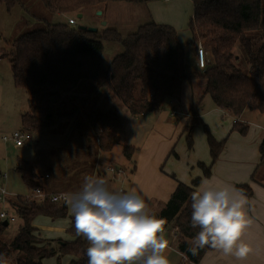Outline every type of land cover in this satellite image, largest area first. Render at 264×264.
Masks as SVG:
<instances>
[{
	"label": "trees",
	"instance_id": "obj_1",
	"mask_svg": "<svg viewBox=\"0 0 264 264\" xmlns=\"http://www.w3.org/2000/svg\"><path fill=\"white\" fill-rule=\"evenodd\" d=\"M51 13L63 14L58 22H46V27L23 33L12 39L9 49L3 48L0 57L9 59L13 82L27 97V109L21 114L22 128L31 132L43 131L59 121L79 117L88 100L66 110L72 100L66 97L76 91L82 81L92 83L91 95L99 92L110 100H119L134 114L157 112L165 102L180 94L185 82H203L202 96L187 109L189 119L184 127L187 145L193 148V134L202 125L207 136L211 162H198L202 176L192 183L179 182L166 203L152 211L167 223L165 229L176 226L177 248L188 259L198 263L211 247L198 255L188 250L192 237L199 230L192 228L191 194L198 190L201 180L210 177L212 167L222 153L227 138L218 140L204 123L199 103L209 95L216 107L232 110L241 117L246 109L264 115V0H191L193 15L188 22L192 33L190 44L203 48L212 56L199 72L184 68L185 44L179 40L176 28L168 23L151 19L133 31L122 34L116 27L89 30L87 26L70 24L89 7L99 8L106 2L147 3L153 0H41ZM10 10L15 0H0ZM64 16V17H65ZM77 19V18H76ZM104 41L115 42L123 50L111 61L103 57ZM244 54V55H243ZM248 67L243 70L242 65ZM68 100V103H67ZM78 115V116H77ZM84 115V114H83ZM85 118L93 129L98 153H108L120 144L123 137V119L115 110H92ZM249 124L237 121L232 130L247 133ZM32 132V133H33ZM122 152L132 160L136 147L123 142ZM264 165V139L259 147ZM259 168V167H258ZM253 172L251 179L264 185L263 173ZM29 192L47 190L46 174L36 160L18 158L15 166ZM246 196L253 195L249 183L237 186ZM113 190V189H111ZM9 206L20 220L17 232L9 239L5 232L10 223L0 220V264H43L51 256L70 255L69 264H87V241L75 232L74 217L68 231L73 241L60 240L54 247L51 241L40 237L34 226L40 215L52 218L67 214L66 201L55 202L49 196L26 198L16 195Z\"/></svg>",
	"mask_w": 264,
	"mask_h": 264
},
{
	"label": "rangeland",
	"instance_id": "obj_2",
	"mask_svg": "<svg viewBox=\"0 0 264 264\" xmlns=\"http://www.w3.org/2000/svg\"><path fill=\"white\" fill-rule=\"evenodd\" d=\"M155 1L156 8L159 12L157 18H169L171 15L175 16L177 15L178 10L179 13L177 15V20L179 23L183 24H178L180 35L181 32L185 35L190 33L188 22L191 17V12H193V6L189 0V2L175 0L173 5L176 9L173 10H170L166 6V0ZM165 6L168 9H165ZM100 11L101 14H99ZM82 14L81 18L76 16L77 25L88 27L92 26L97 27L98 29H103L107 26L116 27L122 34L133 32L138 28V26L151 20L149 14L146 12L145 3L123 1L106 2L101 4L99 8L89 7L85 9ZM64 18L67 17L65 16L62 18L60 14L49 12L44 7L41 0H17L15 6H13L10 10L6 8L5 4L0 3V54L3 48H10L11 41L15 38V36H19L32 30L45 28L47 21L58 22ZM17 21H19V23H17ZM104 21H107L106 25H103ZM189 42L190 41H186L184 48V68L186 71L197 72L200 70L198 69L196 60V46L190 44ZM200 42L202 44L201 40ZM122 50L123 48L120 44L104 41L103 57L108 61H111L117 54L122 52ZM208 54L212 61L211 54ZM242 67L244 71L248 70L247 65H242ZM203 85L202 81H195L192 84H189L188 82L184 83L183 88L179 92L185 100L181 103V105H179V108L182 111L199 101L202 96ZM79 86L80 87L76 91L66 96L72 100V105L67 104L68 106L66 107V110L70 109V111L77 107L78 104L80 105L83 101L88 100V104H86L85 107L82 108V112L78 114L80 115L79 117L59 121L53 127L43 131H32L33 140L31 143L26 142L23 146H16L11 140L4 141L3 136H9L15 128H22L20 117L27 109V97L24 91L16 87L13 82L11 63L9 59L5 56L0 57V169L8 174L6 180L3 181V184L12 194L26 195L29 193V189L22 182L20 174L15 170L18 158L31 161L36 160L42 172L49 167H54L56 170L55 175H53L50 179H44L48 185H59L62 189H64L63 187L65 185L66 189H69L70 192H75L80 189L83 177L85 175L92 174L90 172H92V167L95 168V159L100 157L97 152V143L93 129L90 127L85 118V114L94 109L99 111L115 110L120 114L125 123L121 143L116 145L111 153H101L103 157V166L100 168V172L105 171V167L108 166V161L113 163L116 162L115 165L119 164V161H122L121 163H123V161H127V164H125L126 167L124 168H130L128 173L129 176L132 173V167L129 165L131 164V160L128 161V158H126L122 152L123 142H127L130 145L136 144L141 147L147 130H151V122L146 121L148 118L145 119L142 117L139 121L134 120L135 123L133 121L131 125L130 117H133L134 114H132L122 102L119 100H110L103 92L91 95L90 91L92 89V83L89 81H82ZM183 103L184 105H182ZM212 104L213 101L211 97L208 94L205 95L204 102H202L201 106V108L204 107L203 112L208 110V105ZM261 114L262 113L257 110L246 109L242 116H244L249 123L259 122L260 124H264V116ZM210 117L213 119L215 124L219 123V121H225L222 123L223 132H226L229 123H232L230 119L231 116L227 112L223 118L220 117V112H211ZM210 124L216 136H219V131L223 134V136L225 135L224 138L228 137V139L234 134L245 136L249 132L247 131V133L242 134L237 130L231 129L230 131H227V134H225L219 128L216 129L215 126L218 125H214L211 122ZM198 127L202 140L199 141L197 138L195 140L193 134V146L195 147L196 144L195 152L189 151L185 140V134L181 133L179 135H175V140L173 139L174 142L171 145L168 144L167 149H163L164 145H158V151L163 153V157L170 155L172 150L174 152H178L179 154L177 156L171 154L169 158L166 157V159L161 162V165L163 166L162 169L164 171L170 172L172 168H180L182 165L186 168L185 163H187L188 155H209L206 133L201 125ZM209 130L212 133L210 127ZM156 133V135H162L161 131H156ZM214 134L213 136L215 137ZM154 136L155 135H152V137ZM167 138L169 139L172 137L168 135ZM232 143L235 142L232 141ZM181 148H183V151ZM107 172L105 175L109 177V172ZM261 172L264 174V165L259 166L258 168V173ZM95 173L96 171L94 170L93 174ZM118 182L119 180L114 181L112 183L113 186H117L119 184ZM125 182H127V180ZM127 183L125 185H127ZM59 186L56 188L59 189ZM67 211L68 212L64 217L51 218L40 214L35 218V225L43 226V228H41L43 237L58 239L56 243H58L61 239L67 241L73 238V235L68 231V228L64 232L46 229L48 226H55L57 223L62 224L69 221L70 216L72 215L69 212V206ZM20 222V220L10 222L8 230H6L4 235L6 239H9L17 232ZM53 246L56 247L54 244ZM67 258H69V255H57L44 258L43 261L45 264H64V261Z\"/></svg>",
	"mask_w": 264,
	"mask_h": 264
},
{
	"label": "crops",
	"instance_id": "obj_3",
	"mask_svg": "<svg viewBox=\"0 0 264 264\" xmlns=\"http://www.w3.org/2000/svg\"><path fill=\"white\" fill-rule=\"evenodd\" d=\"M166 1H167L166 6L170 10L176 9L175 6L173 5V2H175V0H166ZM182 1L184 2L190 1L193 6L191 0L189 1L182 0ZM155 2L156 1L153 0L145 3L146 12L149 14L150 18L154 19L156 22L159 23H168L173 25L177 30L178 38L181 42L186 43V41H190L192 39L191 32H190L191 34L187 33V35L183 34V32H181V35L179 33L178 24L183 25L179 23V21L177 20V15L179 11L177 10V15L175 16L171 15L169 18H157L159 12L156 8ZM16 3L17 0H15L14 6ZM166 6L164 8L168 9ZM192 15L193 12H191V17ZM60 16L63 18L65 15L61 14ZM17 23H19V21H17ZM16 37L17 36H15V38ZM195 51H196L195 54H196L197 66L198 69L201 71L204 67H201L198 63L197 46L195 48ZM204 52H205L204 53L205 60L207 63V59H210V56L205 51V49ZM204 97L199 103V112L204 123H206L208 127H210L213 134H214V130L212 129L210 122L213 123L214 125H218L215 126L216 129L219 128L223 132L222 123L225 121H219V123L215 124L213 119L210 117V113L220 112V117L223 118L227 110L218 108L213 103L212 105H208V110L203 112L204 107L201 108V106H202V102H204ZM183 101L185 100L182 94H178V96L167 100L165 102L164 107L157 112H149L150 114L143 113V114L133 115L134 118L132 116L130 117L131 125L134 120L139 121L140 118L142 117L145 119L148 118V120L146 121H150L152 124L150 126L151 130H147V133L145 135V139H144L145 143L143 142L141 147L136 144L132 145L136 147L137 150L133 154L132 160L130 161L131 164H129L130 167H132V173L130 174V176L128 174L130 168L129 169L124 168L126 167L125 164H127V161H123V163H121L122 161L121 162L119 161V164L115 165L116 162L113 163L107 160L108 165L111 164L123 169L124 173L120 177H117V179L113 178L112 173H110L108 170L107 171L109 173L107 171L106 172L109 174V177L105 175L106 173L105 171L100 172V168L103 166V161H102L103 157L101 153H99L100 157L95 159L96 161L94 165L95 168L92 167V172H90L92 173L91 175L104 176L108 181V186L110 189L117 191H119V189H122L121 191H131L132 189H136L137 191L142 192L145 195L146 203L148 204L151 211L159 209L161 206H163L166 203V201L170 198L171 194L176 189L179 182L190 184L192 183V180L195 177L202 176V170L198 167V162H204L206 164H209L211 162V154H210L209 146H208L209 155L208 154L204 156L202 154L201 155L196 154L194 156L188 155L187 163H185L186 168L182 165L180 168H172L170 172L164 171L162 169L163 166L161 165L162 164L161 162L164 161L166 157L169 158L171 154L175 156L179 155L178 152H174L172 150L170 155L163 157V153L161 151L160 152L158 151V145H164L163 149H167L168 144L171 145L174 142L175 135L177 134L179 135L180 133L185 134L183 130L189 119V114H187L188 108L183 111L179 108V105H181ZM182 105H184V103ZM173 110L177 111V114L175 116L172 115ZM238 118L241 122L246 121L247 123H249V121L246 120L244 116ZM230 119L232 123L231 124L229 123L226 132H223L225 134L228 133L227 131H230L232 129L234 121L232 117H230ZM249 124H250L249 125L250 129H248L249 132L245 136L234 134L230 136L229 139L227 138L228 142L226 141L222 153L220 154L218 160L214 163L212 167L211 176L203 178L200 184L197 186V189L202 187V182L205 180H211L213 183H219V184H230L236 188L238 185L243 183H249L252 186L254 192L253 195L252 196L245 195L248 201L246 207L248 209V214L251 220V224L245 232L244 240L252 246L253 251L249 254L246 260L236 261L234 257H226L220 251L216 249H210L203 254V256L201 257L198 263H194L190 260L183 259L181 251L177 248L176 239H174V237L171 236L169 230H166L165 236L166 239H168L169 243H168V248L165 251V255H167L170 264H264V185L259 182L253 181L251 179L253 172L256 170V168H258L262 164V156L259 147L264 139V124H260L259 122H252V123L250 122ZM123 128H125L124 121H123ZM16 129H20V128L18 127L15 128L14 130ZM156 131L158 132L161 131L162 135L163 134L165 135L163 136L156 135L157 134ZM218 133L219 136H216L214 134L215 138L218 140L224 139L225 135L223 136V134H221V132L219 131ZM152 135L155 136L152 137ZM168 135H170L172 138L168 139L167 138ZM194 138L195 140L196 138L199 139V141L202 140L198 126L194 131ZM231 140L235 143H232ZM182 149L183 148H181V150ZM112 151L108 153H111ZM189 151L195 152L196 144L195 147L193 146L192 149L189 148ZM133 163H134V167H133ZM120 164L123 166H121ZM50 169L51 172L46 174L47 179L52 178V176L55 175L56 173L54 167H50ZM94 170L96 171L95 174H93ZM262 176L264 177V174ZM116 180H119L118 182L119 184L114 187L112 183ZM126 180L128 183L125 182ZM3 181L5 180L0 178V182L3 183ZM126 183L127 185H125ZM57 186L59 185L51 186L48 185L47 183V190L45 192L46 193L70 192L69 189H66L65 185L63 187L64 189L60 188V186L58 189L56 188ZM71 216L69 221H66L62 224L57 223L55 226H48L46 227V229L54 230L57 232L66 231L67 228L69 229ZM34 226L37 228V231L42 239L51 241L52 245L54 244L55 246H57L56 241L58 239L43 237L41 232L42 230L41 228H43V226L41 225L36 226L35 223ZM72 237H73L72 239L67 241H73L75 239V236ZM70 260H71V256L69 255V258H67L64 261V264H69ZM43 264H45L44 261Z\"/></svg>",
	"mask_w": 264,
	"mask_h": 264
},
{
	"label": "clouds",
	"instance_id": "obj_4",
	"mask_svg": "<svg viewBox=\"0 0 264 264\" xmlns=\"http://www.w3.org/2000/svg\"><path fill=\"white\" fill-rule=\"evenodd\" d=\"M64 199L76 235L88 243L87 264H170L167 221L152 213L142 192L110 190L104 176L85 175L80 189L65 193ZM247 204L233 185L203 181L191 194L190 225L199 229L189 244L192 255L207 246L246 260L253 251L244 240L251 224Z\"/></svg>",
	"mask_w": 264,
	"mask_h": 264
},
{
	"label": "built area",
	"instance_id": "obj_5",
	"mask_svg": "<svg viewBox=\"0 0 264 264\" xmlns=\"http://www.w3.org/2000/svg\"><path fill=\"white\" fill-rule=\"evenodd\" d=\"M68 22L70 24H76L77 20L75 17H69ZM204 48L201 42L198 43L197 45V56H198V63L201 67H205L206 65V60L204 56ZM227 113L230 114L234 122L240 121L238 117H236L232 110L228 109ZM177 114L176 110L172 111V115L175 116ZM3 139L5 141L11 140L16 146H23L25 145L26 142L31 143L33 140V134L30 130L20 128L12 131V133L9 136H4ZM107 170L112 173L113 178L117 179V177H120L124 171L122 168H119L114 165H108ZM7 172H3L0 170V178L3 180H6L7 178ZM122 189H119L121 191ZM66 192H54V193H46V192H40L39 189H35L33 192H29L26 194V198H42L45 196H49L52 201L55 202H61L65 201L64 199V194ZM16 195L12 194L9 192L6 187L4 186L3 183L0 182V220L7 221L8 223L16 221V215L12 211L11 207L9 206V199L14 197ZM166 231V229H165ZM169 232L171 236L174 237V239L177 238L178 236V228L176 226H173L169 229ZM182 257L184 260H189L187 255L183 252H181Z\"/></svg>",
	"mask_w": 264,
	"mask_h": 264
},
{
	"label": "water",
	"instance_id": "obj_6",
	"mask_svg": "<svg viewBox=\"0 0 264 264\" xmlns=\"http://www.w3.org/2000/svg\"><path fill=\"white\" fill-rule=\"evenodd\" d=\"M99 14H101V11L99 12ZM82 15H83L82 13H78L77 17H78V18H81ZM103 25H106V22H105V21L103 22ZM83 27H84V26H83ZM87 27H88V26H87ZM88 29H89V30H92V31H96L98 28H97V27H92V26H91V27H88ZM7 224H8V222H7V221H4V225H7Z\"/></svg>",
	"mask_w": 264,
	"mask_h": 264
}]
</instances>
